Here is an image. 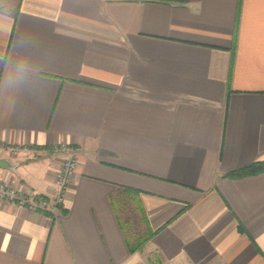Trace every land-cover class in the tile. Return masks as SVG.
Instances as JSON below:
<instances>
[{
  "label": "crops",
  "instance_id": "crops-1",
  "mask_svg": "<svg viewBox=\"0 0 264 264\" xmlns=\"http://www.w3.org/2000/svg\"><path fill=\"white\" fill-rule=\"evenodd\" d=\"M64 142L0 264H264V173L227 176L264 161V0H0V180L52 198Z\"/></svg>",
  "mask_w": 264,
  "mask_h": 264
},
{
  "label": "built area",
  "instance_id": "built-area-1",
  "mask_svg": "<svg viewBox=\"0 0 264 264\" xmlns=\"http://www.w3.org/2000/svg\"><path fill=\"white\" fill-rule=\"evenodd\" d=\"M0 148L7 152L9 157H17L22 151L21 146L12 144H4ZM51 151L66 155L55 172L57 191L52 198L9 185L4 180H0V198L19 207L43 213L54 212L57 207H61L79 166V151L65 142L56 145Z\"/></svg>",
  "mask_w": 264,
  "mask_h": 264
},
{
  "label": "trees",
  "instance_id": "trees-1",
  "mask_svg": "<svg viewBox=\"0 0 264 264\" xmlns=\"http://www.w3.org/2000/svg\"><path fill=\"white\" fill-rule=\"evenodd\" d=\"M264 173V161H257L253 164L249 165L248 167H245L243 169L234 171L232 173H229L227 176L232 178H239V177H248V176H254ZM144 220L146 221V218L144 217ZM154 235V232L148 229L147 233L143 237H135L136 240L133 242L129 241L130 250L135 251L136 249L140 248L142 245H144L152 236Z\"/></svg>",
  "mask_w": 264,
  "mask_h": 264
},
{
  "label": "water",
  "instance_id": "water-1",
  "mask_svg": "<svg viewBox=\"0 0 264 264\" xmlns=\"http://www.w3.org/2000/svg\"><path fill=\"white\" fill-rule=\"evenodd\" d=\"M0 167L4 168V169H14L15 168V164H13L7 158H0Z\"/></svg>",
  "mask_w": 264,
  "mask_h": 264
}]
</instances>
